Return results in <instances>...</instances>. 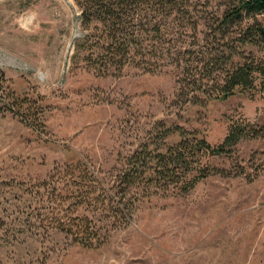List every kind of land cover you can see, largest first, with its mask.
Returning a JSON list of instances; mask_svg holds the SVG:
<instances>
[{
  "label": "rangeland",
  "instance_id": "rangeland-1",
  "mask_svg": "<svg viewBox=\"0 0 264 264\" xmlns=\"http://www.w3.org/2000/svg\"><path fill=\"white\" fill-rule=\"evenodd\" d=\"M257 19L264 25V14ZM81 32L73 0H0V264H264V138L238 144L244 174L144 200L99 248L55 230H25L28 196L19 190L57 165L88 160L110 171L160 120L196 128L213 144L232 120L264 124L259 93L180 110L169 106L170 73L127 67L96 75L75 54ZM9 89L41 110L38 130L3 105ZM211 162L236 164L226 156Z\"/></svg>",
  "mask_w": 264,
  "mask_h": 264
},
{
  "label": "trees",
  "instance_id": "trees-1",
  "mask_svg": "<svg viewBox=\"0 0 264 264\" xmlns=\"http://www.w3.org/2000/svg\"><path fill=\"white\" fill-rule=\"evenodd\" d=\"M82 28L75 54L98 76L170 73L175 88L169 106L203 107L240 91L264 97V0H73ZM74 54V55H75ZM4 106L37 129L38 107L9 89ZM39 109L40 106H39ZM264 138V124L240 117L223 139L209 142L196 128L154 122L117 167L100 171L88 160L55 166L43 179L25 184V230H55L68 242L99 248L110 230L133 219L152 196L190 192L210 176L244 174L238 144ZM236 164L219 167L211 158Z\"/></svg>",
  "mask_w": 264,
  "mask_h": 264
}]
</instances>
